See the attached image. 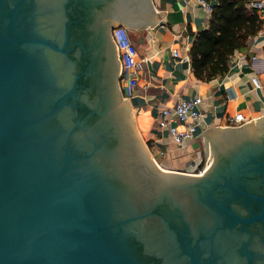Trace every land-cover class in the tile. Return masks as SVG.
<instances>
[{
  "label": "water",
  "instance_id": "95a60500",
  "mask_svg": "<svg viewBox=\"0 0 264 264\" xmlns=\"http://www.w3.org/2000/svg\"><path fill=\"white\" fill-rule=\"evenodd\" d=\"M159 19L0 0V264H264V115L202 133V174L162 169L137 131L111 30Z\"/></svg>",
  "mask_w": 264,
  "mask_h": 264
},
{
  "label": "crops",
  "instance_id": "0c3cea01",
  "mask_svg": "<svg viewBox=\"0 0 264 264\" xmlns=\"http://www.w3.org/2000/svg\"><path fill=\"white\" fill-rule=\"evenodd\" d=\"M149 1L160 19L151 28L128 29L142 67L127 99L157 164L165 170L191 173L199 163L206 162L202 133L227 126V117L237 112L244 114L245 123L264 115V22L257 33L249 36L243 50L234 51L227 72L205 81L196 78L191 70L189 47L196 33L208 26L211 13L191 0ZM173 50L178 55L174 56ZM117 56L119 59L118 51ZM253 76L258 78V87L251 81ZM197 94L202 97L199 109L203 112L197 137L177 145L161 110Z\"/></svg>",
  "mask_w": 264,
  "mask_h": 264
},
{
  "label": "trees",
  "instance_id": "16d2710c",
  "mask_svg": "<svg viewBox=\"0 0 264 264\" xmlns=\"http://www.w3.org/2000/svg\"><path fill=\"white\" fill-rule=\"evenodd\" d=\"M248 0H215L208 26L199 30L189 47L190 66L196 78L208 81L229 69L235 50H243L262 21Z\"/></svg>",
  "mask_w": 264,
  "mask_h": 264
},
{
  "label": "built area",
  "instance_id": "2783aa9c",
  "mask_svg": "<svg viewBox=\"0 0 264 264\" xmlns=\"http://www.w3.org/2000/svg\"><path fill=\"white\" fill-rule=\"evenodd\" d=\"M195 5L201 7L206 12L212 11L213 2L211 0H191ZM247 7L253 9L258 17L264 22V0H248ZM111 36L115 43L120 59V75L122 81L123 97L129 98L137 84V74L142 67V58L139 57L137 48L133 43L129 30L124 25H118L111 30ZM173 55H178L177 50H173ZM254 86H259L256 76L251 77ZM202 102L200 95L177 100L172 106L162 108L161 113L165 116L164 124L173 142L182 145L186 141H191L197 137L198 128L202 123L203 112L199 109ZM176 120L179 124L171 121ZM228 125L239 126L247 120L242 112H237L231 117H227ZM201 171H199L200 173Z\"/></svg>",
  "mask_w": 264,
  "mask_h": 264
},
{
  "label": "flooded vegetation",
  "instance_id": "af4514ba",
  "mask_svg": "<svg viewBox=\"0 0 264 264\" xmlns=\"http://www.w3.org/2000/svg\"><path fill=\"white\" fill-rule=\"evenodd\" d=\"M211 162H212V156L210 157V159H207L206 162L203 161V162L199 163V165H197L195 170L193 172H191V173L192 174H202L205 170L208 169V167L210 166ZM199 171H201V172L199 173ZM185 205H186L187 208H190V211H188V212H189V216L192 219H194L195 217L198 216V214L200 212L195 211L196 207L192 206L190 199H185Z\"/></svg>",
  "mask_w": 264,
  "mask_h": 264
},
{
  "label": "rangeland",
  "instance_id": "374dc122",
  "mask_svg": "<svg viewBox=\"0 0 264 264\" xmlns=\"http://www.w3.org/2000/svg\"><path fill=\"white\" fill-rule=\"evenodd\" d=\"M131 113H132V115H133V119H134V121H135L134 114H133V112H131ZM135 126H136V123H135ZM136 128H137V126H136ZM137 131L139 132L138 128H137ZM139 134H140V132H139ZM140 135H141V134H140ZM141 137H142V136H141ZM142 139H143V137H142ZM143 141L146 142L145 139H143ZM147 146L149 147L148 144H147ZM211 156H212L211 153H209V157H211Z\"/></svg>",
  "mask_w": 264,
  "mask_h": 264
}]
</instances>
